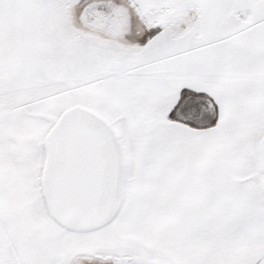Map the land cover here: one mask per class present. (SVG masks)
Instances as JSON below:
<instances>
[{"label":"rangeland","instance_id":"1","mask_svg":"<svg viewBox=\"0 0 264 264\" xmlns=\"http://www.w3.org/2000/svg\"><path fill=\"white\" fill-rule=\"evenodd\" d=\"M50 1L79 75L0 105V264L264 262V0ZM182 87L216 99V128L167 121ZM76 110L123 150L120 195L88 225L58 219L47 186Z\"/></svg>","mask_w":264,"mask_h":264},{"label":"water","instance_id":"2","mask_svg":"<svg viewBox=\"0 0 264 264\" xmlns=\"http://www.w3.org/2000/svg\"><path fill=\"white\" fill-rule=\"evenodd\" d=\"M117 141L99 119L86 112L71 111L57 125L47 186L51 210L58 219L79 225L98 223L113 206L121 192L123 169V150ZM258 160L264 185V135Z\"/></svg>","mask_w":264,"mask_h":264},{"label":"crops","instance_id":"3","mask_svg":"<svg viewBox=\"0 0 264 264\" xmlns=\"http://www.w3.org/2000/svg\"><path fill=\"white\" fill-rule=\"evenodd\" d=\"M50 2L0 0V105L32 94L38 87L78 78V67L54 21ZM104 117L108 119V114ZM260 248L264 254V243L255 252Z\"/></svg>","mask_w":264,"mask_h":264},{"label":"trees","instance_id":"4","mask_svg":"<svg viewBox=\"0 0 264 264\" xmlns=\"http://www.w3.org/2000/svg\"><path fill=\"white\" fill-rule=\"evenodd\" d=\"M161 30V27L154 28L151 32L152 36ZM166 118L170 123H179L196 131L212 130L220 123V107L209 93L182 87L178 101ZM260 179L262 181V177Z\"/></svg>","mask_w":264,"mask_h":264},{"label":"flooded vegetation","instance_id":"5","mask_svg":"<svg viewBox=\"0 0 264 264\" xmlns=\"http://www.w3.org/2000/svg\"><path fill=\"white\" fill-rule=\"evenodd\" d=\"M97 259H99L97 262H94V261H88V264H104V258H99V257H97ZM94 260V259H93ZM119 259L117 258V257H113L112 258V260H111V262H113V263H111V264H120L119 263ZM90 262V263H89ZM79 264H83V263H79ZM107 264H109V263H107ZM131 264V263H130Z\"/></svg>","mask_w":264,"mask_h":264},{"label":"bare ground","instance_id":"6","mask_svg":"<svg viewBox=\"0 0 264 264\" xmlns=\"http://www.w3.org/2000/svg\"><path fill=\"white\" fill-rule=\"evenodd\" d=\"M89 115H91V116H94V115H92V114H90V113H88ZM95 117V116H94ZM96 118V117H95ZM105 127V126H104ZM106 128V127H105ZM107 129V128H106ZM108 130V129H107ZM109 132H111V131H109ZM115 138V137H114ZM118 199V198H117ZM117 199H116V201H117ZM116 201L114 202V204L116 203ZM113 204V205H114ZM113 207V206H112ZM112 207L99 219V220H101L105 215H107L108 213H109V211L112 209ZM94 222H91L90 224H93Z\"/></svg>","mask_w":264,"mask_h":264}]
</instances>
